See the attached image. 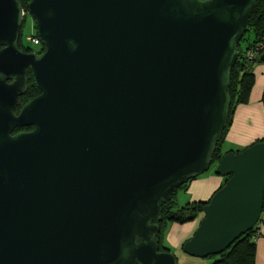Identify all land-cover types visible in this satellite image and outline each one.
Wrapping results in <instances>:
<instances>
[{
    "label": "water",
    "instance_id": "95a60500",
    "mask_svg": "<svg viewBox=\"0 0 264 264\" xmlns=\"http://www.w3.org/2000/svg\"><path fill=\"white\" fill-rule=\"evenodd\" d=\"M256 1L28 0L36 55L17 48L21 2L0 0V39L13 38L0 68V264H177L155 222L211 166ZM27 67L40 94L15 114ZM215 174L227 179L181 248L194 258L258 222L264 142L224 153Z\"/></svg>",
    "mask_w": 264,
    "mask_h": 264
},
{
    "label": "trees",
    "instance_id": "16d2710c",
    "mask_svg": "<svg viewBox=\"0 0 264 264\" xmlns=\"http://www.w3.org/2000/svg\"><path fill=\"white\" fill-rule=\"evenodd\" d=\"M22 4L23 10L27 11V2L28 0H19ZM245 34L251 35V41L246 40V46L241 49L240 41H245L243 37ZM264 36V1L257 0L255 3V7L253 8L249 20H248V30L244 33V35L239 40V43L236 46L237 49V59L230 70L229 74V107H228V116L226 126L221 132V136L217 144L215 145L214 152L212 154V163L217 164L218 160L221 156L226 153L222 152L221 147L225 138L226 128L230 126L232 122V116L234 111L238 105H245L248 103L249 93L253 84V74L250 72L251 63L255 60H260V56H264V40L262 37ZM257 43H263V47L258 51V55L253 57L252 59L246 58V52L251 49ZM42 51V49H40ZM264 60V59H263ZM250 68V69H249ZM40 93L35 85H31L28 87L27 92L24 97H20V103H24L28 99L33 98L35 95ZM264 97V90L262 98ZM21 104H18L20 107ZM27 127L26 129H28ZM21 129V128H20ZM24 129V128H23ZM256 142H264V138L255 139L253 143ZM250 146V145H249ZM248 147V146H247ZM243 150V149H242ZM238 151H233V153H237ZM232 152V151H231ZM227 178L222 180L221 185L218 189L225 183ZM173 195V194H172ZM172 199V198H171ZM207 204V202H192L187 203L179 209L173 211L172 200L162 205V211L158 220L155 222L160 227L165 224L166 221H171L172 223H176L179 225L187 224L196 221L199 216L202 214L203 207ZM264 212V191H263V199H262V209L261 215ZM261 215L258 222L245 234L239 236L235 239L223 252L218 255L211 256L214 260L211 264H254V256H255V237L258 235V225L261 222ZM158 239V238H157ZM189 240V239H187ZM186 240V241H187ZM185 241V242H186ZM183 245V244H182ZM182 245L180 248H182ZM160 251H163L160 248Z\"/></svg>",
    "mask_w": 264,
    "mask_h": 264
},
{
    "label": "rangeland",
    "instance_id": "374dc122",
    "mask_svg": "<svg viewBox=\"0 0 264 264\" xmlns=\"http://www.w3.org/2000/svg\"><path fill=\"white\" fill-rule=\"evenodd\" d=\"M33 19L32 17H30V15H28V17L26 18L23 30H22V34L23 36H28V35H33L36 34V29L33 26ZM243 39H245V41H240V48L243 49L246 46V40L248 39L249 41H251V35L250 34H245V36L243 37ZM33 49H38L37 47H32ZM251 70L250 72L254 75L253 76V84L250 90V94L249 97L250 99L252 97H258L259 100H261V105L260 108L258 107V105L256 103H251L248 107V109L246 110V122L245 125L246 127H250L248 126L249 123H251V129L249 128H245L246 131L248 133H255L253 136L257 137V139L263 138L264 137V131H260V117L262 116L263 120H264V112H263V90H264V60L259 61V60H255L254 62L251 63ZM250 69V68H249ZM261 83V84H260ZM261 91V94L259 95ZM262 106V107H261ZM232 125V123L230 124ZM234 126L236 127L237 130V134L238 136L236 137L239 141H243V134L241 133V128L240 127H244L243 124H234ZM229 127L226 128V134L225 137H227V132H229ZM246 140L248 139H252L254 137H250L248 135H245ZM231 142H230V147H228V144L226 143L224 148H222V152H224L225 150L228 151V149L230 151H237V150H242L244 148H246L247 146L253 144V141H249V143L243 147L242 149H238L240 147H238L239 145H241L240 142H237L235 137H227ZM245 142V141H243ZM237 149H236V148ZM224 150V151H223ZM229 152V151H228ZM217 168V164L212 163L210 168L203 173L202 175L188 181L186 184L182 185L180 188H178L172 195V205L173 208L172 210L175 211L177 209H179L180 207L184 206L187 203H192V202H206L202 199H200V197H202L201 192L199 189H197V186H195V183L200 181L202 177H206L211 175L212 177L215 178H220L221 180H223L226 177H220L217 176L215 174ZM215 191H213L211 193V195L214 193ZM211 195L208 197V200L211 198ZM207 200V201H208ZM264 214V213H263ZM203 218V213L199 216V218L197 219V223L199 225L200 220ZM189 224V223H187ZM186 224H176V223H172L171 221H166L165 224L161 227V232L158 235V241H159V245L160 248L163 251L169 252L171 254H173L176 259H177V264H211V262L214 260L213 257H207V258H194L191 256H188L187 254H185L182 249H177L176 248V244L179 241V236L181 234H183V231L181 230L183 226H185ZM181 227L178 231H172V227ZM198 227V226H197ZM185 242V241H184ZM183 242V243H184ZM182 243V244H183ZM181 244V245H182ZM204 261V262H203Z\"/></svg>",
    "mask_w": 264,
    "mask_h": 264
},
{
    "label": "crops",
    "instance_id": "0c3cea01",
    "mask_svg": "<svg viewBox=\"0 0 264 264\" xmlns=\"http://www.w3.org/2000/svg\"><path fill=\"white\" fill-rule=\"evenodd\" d=\"M260 94H261V91H260L259 95ZM251 103H256L258 105V107L260 108L261 100H259L258 97H252L251 99H250V97H248V103L247 104L238 105L234 111L233 116H232V122H231L232 125H230V128H229L230 130H229V132H227L228 133L227 137L231 136V137L236 138L238 136V134H237V130H236V127L234 126V124H240V125L243 124L244 127H240V128H241V133L243 134V141H245V142L239 141L236 138L237 142L241 143V145L238 146V147H240L238 149H242L243 147H245L249 143V141H254L255 139H257V137L253 136L255 133L250 134L245 129V128L251 129V123H249V125H248L250 127H246V125H245V122L247 121L246 120L247 119L246 118V113H247L246 110L248 109V107ZM263 112H264V108H263ZM260 126H261L260 131L263 132L264 131V120H263L262 116L260 117ZM245 135H248V136L254 137V138H253V140L252 139L246 140ZM227 137L224 138L222 148H224L226 143L228 144V147H230L231 141ZM222 148H221V150H222ZM228 151H230V150L228 149ZM228 151L225 150L224 152H228ZM221 183H222V180L220 178H215V177H212L211 175L206 176V177H202L200 181L195 183V186H197V189L200 190L201 195H202V197H200V199L207 201L208 197L211 195V193L213 191H216L218 189V187L221 185ZM263 213L261 215V220H260L261 222H259V225H258V235L255 237V240H254V242H255L254 264H264V214ZM197 222L198 221L196 220V221L191 222L189 224H186L185 226L182 227L181 230L183 231V234H181L179 236L180 239L176 244L177 249H180L181 244L184 241H186L187 239H190L192 237L195 230L197 229V226H198ZM180 228L173 226L172 231H178Z\"/></svg>",
    "mask_w": 264,
    "mask_h": 264
},
{
    "label": "flooded vegetation",
    "instance_id": "af4514ba",
    "mask_svg": "<svg viewBox=\"0 0 264 264\" xmlns=\"http://www.w3.org/2000/svg\"><path fill=\"white\" fill-rule=\"evenodd\" d=\"M28 16L24 17L22 24H21V28L19 30L18 33V39H17V48L19 51L23 52V53H35L36 55H39L42 51L40 49H42V47H39L38 49H33L31 48L30 45H28L25 41H24V36L22 34V30L26 21V18ZM34 21V20H33ZM33 26L35 27V22L33 23ZM37 35V34H36ZM8 36V37H7ZM6 39L3 40L4 42H2V39H0V52H5V56H6V60L1 59L0 60V68L3 69L4 66H6L7 64H9V58L8 56H12L13 54V48H12V44H13V38L12 35L10 36V33L7 34ZM26 73H27V82H26V91L29 86H31L33 84V80H32V74H31V70L29 67L26 68ZM7 84L11 83V80H6ZM34 85V84H33ZM25 93L20 96V97H24ZM40 93H38L37 95H35L33 98L37 97ZM20 97L18 98V103H17V107L14 110V113L17 114L20 110V108L26 104L28 101L32 100L28 99L27 101H25L24 103H20ZM18 104H21L20 107H18ZM27 128V127H26ZM26 128H21V129H16L13 133H17V132H26V131H31L32 127H29L28 129Z\"/></svg>",
    "mask_w": 264,
    "mask_h": 264
},
{
    "label": "built area",
    "instance_id": "2783aa9c",
    "mask_svg": "<svg viewBox=\"0 0 264 264\" xmlns=\"http://www.w3.org/2000/svg\"><path fill=\"white\" fill-rule=\"evenodd\" d=\"M262 1H264V0H262ZM23 15H24V17L28 16L27 11H23ZM262 40H264V36L262 37ZM24 41L32 47H37V48L41 47V42H40V40L36 34L24 36ZM262 47H263V43H257L256 45H254L251 49H249L246 52V58L252 59L253 57H256L258 55L257 54L258 51Z\"/></svg>",
    "mask_w": 264,
    "mask_h": 264
}]
</instances>
